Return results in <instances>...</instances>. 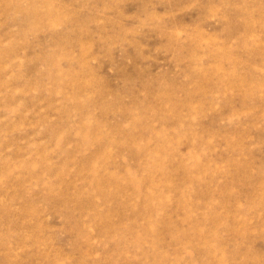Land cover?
Returning a JSON list of instances; mask_svg holds the SVG:
<instances>
[{"label":"rangeland","instance_id":"rangeland-1","mask_svg":"<svg viewBox=\"0 0 264 264\" xmlns=\"http://www.w3.org/2000/svg\"><path fill=\"white\" fill-rule=\"evenodd\" d=\"M0 264H264V0H0Z\"/></svg>","mask_w":264,"mask_h":264}]
</instances>
